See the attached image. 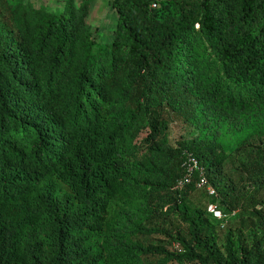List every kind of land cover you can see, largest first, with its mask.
Listing matches in <instances>:
<instances>
[{
  "label": "trees",
  "instance_id": "obj_1",
  "mask_svg": "<svg viewBox=\"0 0 264 264\" xmlns=\"http://www.w3.org/2000/svg\"><path fill=\"white\" fill-rule=\"evenodd\" d=\"M63 1L0 0V264H264V0Z\"/></svg>",
  "mask_w": 264,
  "mask_h": 264
},
{
  "label": "rangeland",
  "instance_id": "obj_2",
  "mask_svg": "<svg viewBox=\"0 0 264 264\" xmlns=\"http://www.w3.org/2000/svg\"><path fill=\"white\" fill-rule=\"evenodd\" d=\"M26 2L34 5L35 7H41L44 10L50 12H55L62 9L63 0H25ZM81 0H75L78 5ZM115 14L113 13L108 0H90V9L87 16V22L92 26L95 31L96 37L100 41H107L111 37L112 30L115 24ZM186 130L182 128V122L172 119L170 123V138L173 141H176L181 134ZM195 134V131L189 129L186 132V135L192 136ZM229 141V139H226ZM234 144V143H233ZM233 146V145H232ZM196 195L199 200L204 203L207 198L205 196L204 190H198ZM203 192V193H202ZM230 225V223H227ZM234 225V224H233Z\"/></svg>",
  "mask_w": 264,
  "mask_h": 264
},
{
  "label": "built area",
  "instance_id": "obj_3",
  "mask_svg": "<svg viewBox=\"0 0 264 264\" xmlns=\"http://www.w3.org/2000/svg\"><path fill=\"white\" fill-rule=\"evenodd\" d=\"M184 155L186 156V158L183 161V165L186 168V172H188L189 174L182 181L189 182L190 181L189 175L193 172H198L197 180H196L197 187L199 188L204 187L206 188L209 194H213L214 193L213 188L207 185L203 169L199 166L197 158L190 153H184ZM208 210L214 212V214L217 216L220 215L219 211L215 210L213 205H209Z\"/></svg>",
  "mask_w": 264,
  "mask_h": 264
}]
</instances>
